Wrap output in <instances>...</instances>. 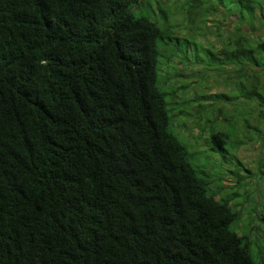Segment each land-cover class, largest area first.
Listing matches in <instances>:
<instances>
[{
    "label": "trees",
    "instance_id": "16d2710c",
    "mask_svg": "<svg viewBox=\"0 0 264 264\" xmlns=\"http://www.w3.org/2000/svg\"><path fill=\"white\" fill-rule=\"evenodd\" d=\"M184 1V27H159L140 0H0V264H253L168 128L157 42L174 54L217 13L221 58L206 51L231 65L256 128L264 0Z\"/></svg>",
    "mask_w": 264,
    "mask_h": 264
},
{
    "label": "rangeland",
    "instance_id": "374dc122",
    "mask_svg": "<svg viewBox=\"0 0 264 264\" xmlns=\"http://www.w3.org/2000/svg\"><path fill=\"white\" fill-rule=\"evenodd\" d=\"M140 1L146 3L145 7L141 5L140 13L148 15L159 27L165 24L184 27L181 20L184 14L178 5L184 4L185 9L186 1ZM157 2L159 9L155 8ZM133 10L138 11V8ZM197 17H207L208 26L199 23L193 30L192 24L185 34H178L188 36L190 44H180L174 54L168 50L171 54L168 56L167 44L173 47L174 40L157 42L161 52L157 57V85L166 94L168 128L185 146L187 162L209 182V195L225 203L235 214L230 228L246 235L253 264H262L264 121H259L255 128L254 112L250 113L245 107L250 105L241 98V85L231 65L220 59L215 62L206 51L209 49L214 57L221 58L214 51L222 46L217 34L226 31L223 21L217 13L209 17L198 13ZM216 23L220 24L219 30ZM214 132L227 136L221 148L210 143Z\"/></svg>",
    "mask_w": 264,
    "mask_h": 264
}]
</instances>
